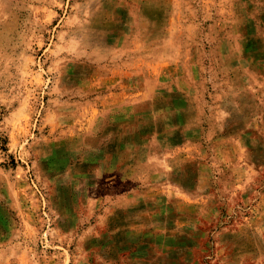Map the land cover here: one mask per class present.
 <instances>
[{
    "label": "rangeland",
    "instance_id": "obj_1",
    "mask_svg": "<svg viewBox=\"0 0 264 264\" xmlns=\"http://www.w3.org/2000/svg\"><path fill=\"white\" fill-rule=\"evenodd\" d=\"M0 264H264V0H0Z\"/></svg>",
    "mask_w": 264,
    "mask_h": 264
}]
</instances>
